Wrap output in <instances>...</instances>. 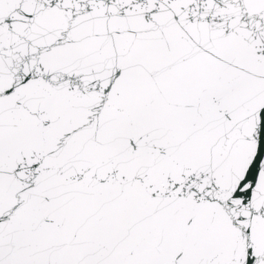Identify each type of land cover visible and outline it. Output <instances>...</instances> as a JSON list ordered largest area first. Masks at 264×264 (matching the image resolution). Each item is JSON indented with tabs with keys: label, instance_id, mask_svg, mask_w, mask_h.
Listing matches in <instances>:
<instances>
[{
	"label": "snow or ice",
	"instance_id": "snow-or-ice-1",
	"mask_svg": "<svg viewBox=\"0 0 264 264\" xmlns=\"http://www.w3.org/2000/svg\"><path fill=\"white\" fill-rule=\"evenodd\" d=\"M0 264H264V0H0Z\"/></svg>",
	"mask_w": 264,
	"mask_h": 264
}]
</instances>
